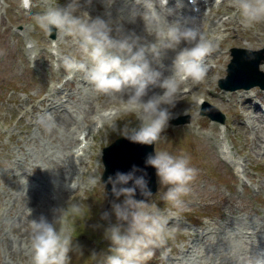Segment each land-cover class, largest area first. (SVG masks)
Returning <instances> with one entry per match:
<instances>
[{
    "label": "rangeland",
    "instance_id": "374dc122",
    "mask_svg": "<svg viewBox=\"0 0 264 264\" xmlns=\"http://www.w3.org/2000/svg\"><path fill=\"white\" fill-rule=\"evenodd\" d=\"M99 1L104 2L106 6L98 4L96 8ZM117 1L111 0L109 3V0H80V5L81 10L88 13L91 12L92 6L96 11L106 9L114 15V36L115 29L119 28L126 35L135 34L149 41L154 40V36H149L144 28L143 20L139 17L132 18L136 7L112 6ZM15 2L16 0H0V264H32L31 221L38 220L41 216L51 220L58 209L73 203L81 206L80 211H68L63 218V226L71 232L73 241L80 245L83 254L81 256L72 253L71 264H97V261L91 258L93 253L97 256L108 253L110 247V242L104 238L103 227H95L107 226V222L101 219L104 213L102 209L106 206L112 209L113 202L123 203L125 197L118 202L115 199L109 201L105 185L98 183L93 187L88 181L90 177L100 178L101 146L119 135L118 129L123 128L126 122H135V114L128 112L124 93H99L84 73L82 76L87 81L82 83V80L77 79L68 87L71 92L77 89L79 91L70 96L68 101L60 100V94L52 88L53 81L60 72L52 71L42 65L41 61L35 67L29 63L25 66L21 59V47L17 46L22 41L19 37L21 29L16 30L15 25L25 22L27 29H23V32L33 35L37 40L38 27L31 20V16L36 13H25ZM69 2L70 0H34L33 7L37 5L46 10L49 6L57 4L66 6ZM157 10L161 11L158 8ZM123 18H128L127 22ZM130 20L136 22L141 32L128 24ZM168 21L174 22L170 19ZM232 23H229L231 28H226V24L225 28L232 30ZM253 31V26L247 28V32ZM40 32L45 35L43 30L40 29ZM59 37L62 39L60 45L63 55L75 57L73 54L76 53L81 57L72 37L63 34ZM247 38L250 46H253V36ZM31 40L34 41L33 37ZM39 47L47 48V45L39 41ZM167 52L174 57V51ZM160 63L167 66L172 64L162 59ZM166 69L161 70L165 76L168 75ZM42 81L46 82V86H41ZM203 89L205 90V87ZM213 95L216 97L217 93ZM47 101L52 103L50 109L46 108ZM179 101L180 98L176 96L175 102ZM193 101L195 102V98L192 96L186 104L183 103L184 109L179 112L176 111L179 103H175L172 108L174 116L184 111L185 114H190V120L191 116H199V113H194ZM107 106L111 107L114 113H108L109 116L102 113L104 115H101V127L94 132L89 128L94 125V113L101 112L99 110ZM229 107L233 110L231 104ZM222 108L228 110V104ZM47 114L54 117L57 125L51 132L46 131L41 123V117ZM228 114L230 122L234 123L237 115L229 111ZM254 117V122L247 132L237 131V137L233 138H237V148L240 151L250 154L251 165L246 167L247 173L252 172L254 165L257 166L258 173L254 174L253 179L261 186L263 194H254L252 187L245 191L242 190L244 188H234L236 182L232 181L228 167L219 160L214 150L213 145L217 138L210 128L212 122L208 119L200 121L205 125L203 129L207 128V131L198 130V133L204 136L202 140L182 129V126L190 121L180 124H172L170 121L171 126L165 129L161 140L157 142V151H168L176 156L187 155L190 157V166L197 170V175L190 184L189 194L183 197L181 208H175L163 201V194L168 187L165 185L160 184L159 189L150 198L152 203L169 216L170 225L176 229L175 238L170 239L166 245L175 252L182 243L187 246L190 237L195 236L196 233L190 231L191 224L197 225L198 233L205 228L213 230L209 238L203 236L201 243L196 245L204 248L203 262L193 260L192 264H243L250 256L252 248L254 253L261 245L264 246V217H257L253 213L258 209L259 203L264 204V131L257 115ZM262 118L260 119L263 120ZM199 120L194 117V123ZM190 126L191 123L187 127ZM213 127L215 128V125ZM82 129H92L91 136L94 137L91 145H88L91 150L82 152L79 156V161H82L81 165L84 166V176L80 178L81 185L77 189H70L69 178L73 171L76 173L73 165V147L79 145L77 138ZM31 175L40 176L44 182L36 183ZM52 193L57 196L51 197ZM30 197L36 202H29ZM176 211L179 212V218L172 219ZM112 222H115L114 214ZM247 227L249 230L258 227V231L254 234L253 231L247 233ZM83 231L85 233H82ZM255 241H258V244L253 245ZM238 249L241 250L240 257L233 263L228 262L226 255H233ZM194 255L196 254H190L189 257L194 258ZM159 259L156 252V256L149 262L164 264L168 260ZM177 263L189 264V260L183 258Z\"/></svg>",
    "mask_w": 264,
    "mask_h": 264
},
{
    "label": "clouds",
    "instance_id": "9594fccd",
    "mask_svg": "<svg viewBox=\"0 0 264 264\" xmlns=\"http://www.w3.org/2000/svg\"><path fill=\"white\" fill-rule=\"evenodd\" d=\"M22 3L26 8L31 7V0H22ZM136 3L144 6L141 15L147 33L155 38L152 41L135 34L126 35L119 28L115 29L114 36L112 22L82 11L80 0H70L63 7L49 6L36 14L34 20L47 34L55 29L58 35L73 38L81 59L64 57L69 74L83 72L99 93H126L128 111L135 114V122H126L118 129L119 134L133 143L154 145L175 118L171 109L175 106L180 81L191 79L200 83L205 79L208 72L205 58L213 51V44L197 28L179 21L169 22L163 11L168 0H159L161 11L157 10L154 0H136ZM229 4L238 11L245 28L264 22V0H229ZM137 14L134 10L132 18ZM168 50L174 51L175 56L170 74L165 76L153 63H159ZM41 123L48 132L57 127L51 114L41 117ZM145 165L155 168L159 183L168 186L163 201L181 208L182 197L189 194L190 184L197 175V170L190 166V157L155 151L148 154ZM137 172L143 169L133 166L131 172H117L114 178L108 177L113 194L117 199L121 196L125 199L123 203L113 202L112 211L102 214L101 219L107 226H95L103 227L104 238L110 242V254L93 253L91 258L97 264H148L157 250L175 238L176 229L170 225L169 216L150 201L152 192L146 173L137 176ZM100 181L101 177H90L88 183L94 187ZM130 181H134L133 186L119 187ZM137 189L149 199L137 200ZM80 208L73 203L58 209L51 220L41 216L31 221L32 264H71L72 253L82 256L80 245L63 226L68 211L79 212ZM243 264H264V249L252 253Z\"/></svg>",
    "mask_w": 264,
    "mask_h": 264
},
{
    "label": "water",
    "instance_id": "95a60500",
    "mask_svg": "<svg viewBox=\"0 0 264 264\" xmlns=\"http://www.w3.org/2000/svg\"><path fill=\"white\" fill-rule=\"evenodd\" d=\"M258 62H254L243 66L240 72L249 73L250 75L259 73ZM234 65L231 64L229 68V73H233ZM253 82L264 83L261 78H256ZM108 151L104 156L105 162V179L108 174H112L115 177L117 172L128 173L131 172L133 166L139 169H143V172H137L136 175H145V179L148 181V186L151 192L155 189V168L145 165V159L149 153L154 154L153 145H142L138 143H133L130 140L124 138L123 136L117 138L113 143H111L106 148ZM134 181H130L129 184L133 186ZM136 196L139 198L144 197L141 195L140 190L137 189Z\"/></svg>",
    "mask_w": 264,
    "mask_h": 264
},
{
    "label": "bare ground",
    "instance_id": "6f19581e",
    "mask_svg": "<svg viewBox=\"0 0 264 264\" xmlns=\"http://www.w3.org/2000/svg\"><path fill=\"white\" fill-rule=\"evenodd\" d=\"M140 18V17H139ZM141 19V18H140ZM220 20L224 23V24H226V28H231L230 27V24L229 23H231V22H233V19L232 18H225V19H222V18H220ZM131 27H133L135 30L137 29L138 31H140L141 32V28H137L138 27V25L136 24V22L135 21H132V20H130V23H128ZM214 24H216L215 25V27L217 28L218 26H217V22L215 21L214 22ZM258 25L259 26H264V23H258ZM197 29L199 30V32H200V30H201V26H198L197 27ZM141 34V33H140ZM264 39V33H262V34H260V33H253V46H256L257 44H259L260 43V41L261 40H263ZM183 46V45H182ZM262 65H264V62L262 63ZM167 70V72H169V70L168 69H166ZM221 95V94H220ZM217 98H220V99H222V96H218V94H217V96H216ZM254 107L255 108H258L259 110V113L261 114H259V116L261 117V116H263L264 117V112L261 110V108L259 107V106H257L256 105V103L254 102ZM91 106H92V104H91ZM91 108V107H90ZM67 120H69V119H67ZM260 121H262L261 119H260ZM69 122V121H68ZM68 122L66 123V124H68ZM71 129V128H70ZM84 132L86 131V130H83ZM87 134V133H86ZM89 151V150H88ZM85 154V153H84ZM83 154V155H84ZM84 158V157H83ZM82 162V161H81ZM84 167V166H83ZM24 198V197H23ZM33 199V197H30V201L29 202H31V201H35V200H32ZM36 202V201H35Z\"/></svg>",
    "mask_w": 264,
    "mask_h": 264
}]
</instances>
